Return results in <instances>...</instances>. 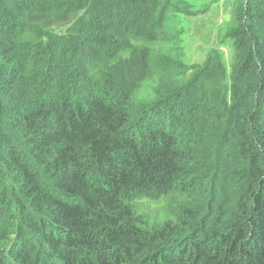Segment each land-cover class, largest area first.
I'll return each instance as SVG.
<instances>
[{"label": "trees", "instance_id": "16d2710c", "mask_svg": "<svg viewBox=\"0 0 264 264\" xmlns=\"http://www.w3.org/2000/svg\"><path fill=\"white\" fill-rule=\"evenodd\" d=\"M185 17L0 0V264H264V0L233 8L228 74L183 60Z\"/></svg>", "mask_w": 264, "mask_h": 264}, {"label": "rangeland", "instance_id": "374dc122", "mask_svg": "<svg viewBox=\"0 0 264 264\" xmlns=\"http://www.w3.org/2000/svg\"><path fill=\"white\" fill-rule=\"evenodd\" d=\"M199 14L198 18H181L180 38L184 49V61L195 64L203 60L206 49L214 48L218 52L221 63L230 73L234 47L231 43H221L225 28L233 24V8L240 0H185ZM197 31V32H196ZM142 210H156L161 204L148 200L140 202Z\"/></svg>", "mask_w": 264, "mask_h": 264}]
</instances>
